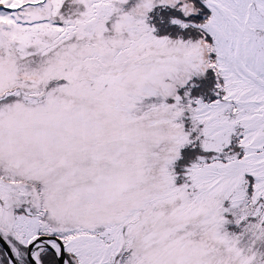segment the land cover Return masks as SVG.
<instances>
[{"label": "snow or ice", "instance_id": "6c2138e0", "mask_svg": "<svg viewBox=\"0 0 264 264\" xmlns=\"http://www.w3.org/2000/svg\"><path fill=\"white\" fill-rule=\"evenodd\" d=\"M0 264H264V0H0Z\"/></svg>", "mask_w": 264, "mask_h": 264}]
</instances>
